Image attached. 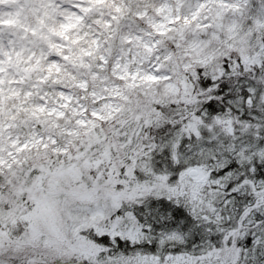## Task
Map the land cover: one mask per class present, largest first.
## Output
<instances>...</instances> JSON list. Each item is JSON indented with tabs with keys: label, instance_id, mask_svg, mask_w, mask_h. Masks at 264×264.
Returning <instances> with one entry per match:
<instances>
[{
	"label": "rangeland",
	"instance_id": "rangeland-1",
	"mask_svg": "<svg viewBox=\"0 0 264 264\" xmlns=\"http://www.w3.org/2000/svg\"><path fill=\"white\" fill-rule=\"evenodd\" d=\"M6 1L0 0V175H5L7 184L0 185V264H245L235 243L247 228L260 225L255 219L264 210V182L236 186L239 194L248 193L251 200L241 204L240 220L228 221L225 205L230 172L210 178L204 166H192L170 179L163 172L150 174L142 168L147 176L137 180L133 172L142 164L138 161L144 152L122 146L125 161L119 170L93 129L141 91L148 99L144 106L154 100L181 104V92L172 76L179 67L200 68L214 81L220 76L222 59L229 55L238 56L247 66L259 63L264 59V0L150 1L149 7L143 5L134 13L137 21L123 25L111 62L99 50L101 30L89 34L88 47L80 48L86 57L84 64L93 52H101L99 61H94L97 69L89 73L73 70L72 65L82 56L70 46L54 44L60 56L50 55V46L41 49L37 58L44 78L55 81L57 87L40 91L34 85L21 99L16 82L11 89L1 90L4 61L32 55L22 40L4 37ZM114 3L118 9L124 5L123 0ZM71 5L77 9L65 10L56 22V31L67 37L70 28L74 43L82 44L83 37L78 38L81 26L76 24L81 18L78 9L88 6ZM104 23L108 25L110 20ZM162 43L176 49L162 53ZM255 82L262 85L264 104V75ZM147 113L145 108L131 113L134 127L121 121L120 128H126L119 135L120 143L127 136V144H131ZM230 121L213 120L207 128L229 131ZM180 124L181 131L188 128L195 134L202 127L201 118L193 113ZM83 135L89 141L74 144ZM237 155L243 163L254 157L261 160L264 148L241 149ZM147 198L187 203L196 226L214 237L209 248L194 257L179 253L159 256L134 249L153 239L133 215ZM102 236L109 245L100 242ZM116 239L125 241L128 249L115 248ZM155 241L159 247L181 244L184 236L169 231Z\"/></svg>",
	"mask_w": 264,
	"mask_h": 264
},
{
	"label": "trees",
	"instance_id": "trees-1",
	"mask_svg": "<svg viewBox=\"0 0 264 264\" xmlns=\"http://www.w3.org/2000/svg\"><path fill=\"white\" fill-rule=\"evenodd\" d=\"M112 1L113 5L108 4L109 0H7L4 3L2 26L4 37H17L22 40L32 50V55L22 56L17 61H4V84L1 90L11 89L10 85L16 82L20 89L18 99H21L34 85L40 91L56 88L55 81L44 78V71L37 58L38 52L49 46L50 55L60 56L55 51L54 44H66L82 56L77 65H72L75 72L89 73L90 70L97 69L94 61H99L101 52L89 55L87 58L90 60L87 59L85 65L86 57H83L80 48L88 47L89 43L86 44L85 41L90 40L89 34L96 33L98 29L102 32L98 39L103 40L99 50L111 62L121 41L123 25L137 21L134 13L143 5L149 7L150 1L155 0H123L124 5L120 9ZM74 2L88 6L86 10L78 9L81 18L76 24L81 26L82 32H79L78 38L83 37L80 40L82 44L74 43V38L69 36L70 28L67 29V37L56 31V22L63 17L65 10L77 9L71 5ZM107 20H110L108 25L104 23ZM161 45L162 53L174 52L176 49L168 43ZM65 60L70 63V59ZM220 71V76L212 81L200 68L184 70L179 67L176 73L171 74L181 92V104L154 100L144 106L143 102L148 100L146 95H142L145 91L134 93L122 103L118 113L110 120L99 122L93 131L105 147L109 160L119 170L125 161L124 154L120 151L122 146L127 145L135 152H144L142 159L138 161L142 164L137 165L133 172L137 180H144L147 176L146 172L141 171L142 168L149 170L150 174L163 172L170 179L177 172L192 166H204L210 178L230 172L225 209L228 221L236 222L243 217L244 208L241 204L251 200L248 193L239 194L236 186L242 182H264V157L261 160L254 157L251 162L243 163L237 155L241 149L254 151L264 148V104L261 102L263 88L255 82L259 76L264 75V59L254 66H247L238 56L232 54L222 59ZM139 108L147 109L148 113L145 114L137 135L131 137V144H127V136L120 143V133L128 125L134 127V119L130 115ZM192 113L201 118L202 122L197 134L188 128L181 131L182 118H188ZM2 118L3 114H0V121ZM218 119L225 123L231 120L226 127L229 131L217 126L207 128L211 121ZM122 120L126 126L120 128ZM141 120L139 118V122ZM134 131L131 130L130 133ZM126 133L129 135L128 131ZM81 140H84L82 143L89 141L83 135L74 144H82ZM143 157L148 160L144 162ZM22 163H25V159ZM5 181V175H0V185L7 187ZM133 215L142 231L153 236L150 244L142 243L133 247L147 253L159 256L163 253H179L194 257L207 250L209 242L214 239L208 231L196 226L190 214V206L184 202L176 203L170 198H147L133 211ZM255 221H259L260 225L247 228L235 243L237 248H241L242 262L245 264H264V210L256 214ZM169 231H177L184 236V241L181 244L172 243L159 247L155 240ZM105 239L104 236L99 238L103 245H109ZM115 245V248L121 250L128 249L127 243L119 239H116Z\"/></svg>",
	"mask_w": 264,
	"mask_h": 264
}]
</instances>
